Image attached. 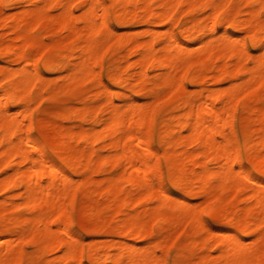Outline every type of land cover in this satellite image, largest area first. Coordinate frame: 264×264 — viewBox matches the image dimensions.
Returning <instances> with one entry per match:
<instances>
[{
	"label": "bare ground",
	"instance_id": "6f19581e",
	"mask_svg": "<svg viewBox=\"0 0 264 264\" xmlns=\"http://www.w3.org/2000/svg\"><path fill=\"white\" fill-rule=\"evenodd\" d=\"M24 1L0 0L17 35L0 39V264H264L251 242L258 233L264 244V0H58L63 40L40 34L49 9L7 13ZM139 25L145 40L119 33ZM42 72L68 83L51 87ZM67 94L71 104L43 120L49 143L33 105ZM69 171L103 177L63 192ZM206 194L211 203L192 207ZM80 196L85 221L114 239L77 252ZM187 211L192 230L175 245L173 234L159 260L142 242L169 239ZM15 239L32 250L13 251Z\"/></svg>",
	"mask_w": 264,
	"mask_h": 264
},
{
	"label": "rangeland",
	"instance_id": "374dc122",
	"mask_svg": "<svg viewBox=\"0 0 264 264\" xmlns=\"http://www.w3.org/2000/svg\"><path fill=\"white\" fill-rule=\"evenodd\" d=\"M28 1L29 0H27V2H26V0H25L24 3L18 5L17 7L12 8V9H8L7 13H9L10 15L17 14V13L21 14L25 10H27L28 8H32V7L37 8V9H49L50 14L43 21V27L45 29H43L40 34L44 38H46L45 40H48L47 38H51L54 40L55 39L56 40L65 39V37L69 34V32L63 30L62 28H59L58 26H54L52 23V18L60 13V5H58V0H36V1H34V3L32 5H30V3ZM0 9H1V6H0ZM77 13H80V10L77 11ZM78 25L80 26V24H78ZM144 29H145L144 25H139V26H136L134 28H131V30H126V29L121 28V29H119V33L127 34V31H130V33L128 32L129 35L127 34V36H133V38L135 40L142 41V40H145L147 38V36L145 35L143 37L142 36L138 37L137 32H142ZM245 34L246 33H243V35H245ZM16 36L17 35L13 31L12 27H7V26L3 25L2 22H0V39L1 40L5 41V42H14V40L16 39ZM105 49H106V46L103 48V51ZM201 50H202V48L201 49L197 48V49H192V50H185L182 54V56L184 58L182 61L179 62V65L183 69L186 68L190 62L197 60L199 58V56L201 55V53H200ZM31 51L33 52V57L37 58L39 55H41L43 49L33 48ZM255 52H257V50ZM41 74L44 77L41 80H43L46 84H48L51 87L57 86L56 88L58 89V85H60L61 89H63L65 87L64 85L68 83V79H65L63 77V75L60 73L47 75V74H44V72H42ZM228 85L229 84L225 83V84H221L220 87L223 88V87H227ZM88 87L91 88V84H89ZM93 91L94 90L92 88L90 91L91 94L93 93ZM255 91H257L256 93H259L261 91V89H259L257 87V89ZM169 93H170V89L164 88V95L165 96L167 95V98H168ZM165 96H164V98H166ZM72 100H73L72 94L71 95L67 94L65 96L58 95L53 100L47 99V100L42 101V103H43L42 105L41 104L40 105H38V104L33 105L34 108L37 106L36 119H35V129H36V131H38L40 133V135L43 137V139H46V141H48L49 143H52V141H53V133L50 132L49 130H47V129L45 130L43 128V126H42L43 120L45 118H47V115L49 117L50 114H53L54 111L56 112L60 108L67 106V105H70ZM142 104H144L145 107L151 108L155 103L150 102L149 99L145 96L142 99ZM239 116L241 117L242 114H239ZM51 119H52V117H51ZM58 123L62 124L63 122L61 120H59ZM70 123L71 124H80V121L79 120L78 121L72 120ZM70 174L73 177V183H69V184H65V185H63V183H61L62 184L61 188L63 189V192H66V191L71 190V189H73L74 191L82 192L84 189V185L87 184L88 181H90V180L91 181H98L97 179H100L101 177H103V175H99V176L93 175L92 176V173H91L90 176L92 179H90L89 173L72 175V173L69 171V175ZM87 176H89V177H87ZM43 181H47V174L46 173L43 176ZM2 197H3V194L0 192V199H2ZM213 197H214L213 194L212 195L206 194V195L195 196L191 199L192 207H198V206L205 207L209 203H211ZM228 197H230V196H228ZM94 200L96 202H98L99 206L102 205V203L104 202L103 197L101 196V194L99 192L94 194ZM87 203H88L87 197L86 196H80L79 200L77 201V206H76V210H75L76 224L79 228H81L83 230V233H84L83 240L79 243L77 242L76 243L77 246L74 248L75 251H77V252H79L80 250L85 249L89 246L99 245L103 242H107V241H110L111 239H114V237L101 235V234L97 233L99 228H100L99 225H101L100 221L97 220V221H94L92 223L85 221L84 207H85V205H87ZM140 209H142L141 206H136V208H134L133 211L137 212L138 210L140 211ZM110 214L111 215H108V217H107V221H106L107 224L110 223L111 220H114L116 218L115 213L112 212ZM190 216H191V212L187 211L185 213V216H184L186 221L184 220L185 222H183V223H185V225L183 226V223H182L178 227L176 226L172 230V235L169 239H166L164 234H162V233L156 234L154 237L144 240L142 242L143 243L142 245L149 246L153 250L154 254L157 256V258L164 262L166 259V254H165L166 251H164L165 248H168V245L171 246L173 244L172 242H174L176 238L177 239L174 242V245L176 243H179L192 230V225H191L192 223L190 221ZM207 220L210 222H213L214 224L217 221V219L215 217H208ZM112 224L113 223L111 221L110 225H112ZM186 224H187V226H186ZM183 228H185V230H183ZM173 234H174V236L180 235V237L177 236L174 239V237H172ZM255 236L256 237L252 238V240H251V242H253L254 247H258V248H261L262 250H264V244H262V241L259 240L258 233ZM172 239H174V240L171 241ZM31 245H32V243H28V244L19 243V240L15 239V244L10 249H12L15 252L19 251L22 247H23L22 249L32 250ZM15 252L12 255H14ZM56 257H57V253H52L51 255H49V259H54ZM254 261H255L254 264H256L257 260H254ZM133 262H135V261H133ZM133 262H131V263H133ZM70 263L71 262H69V264Z\"/></svg>",
	"mask_w": 264,
	"mask_h": 264
}]
</instances>
